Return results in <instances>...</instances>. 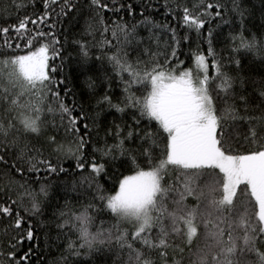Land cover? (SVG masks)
<instances>
[{
	"label": "snow or ice",
	"instance_id": "obj_1",
	"mask_svg": "<svg viewBox=\"0 0 264 264\" xmlns=\"http://www.w3.org/2000/svg\"><path fill=\"white\" fill-rule=\"evenodd\" d=\"M43 2L47 9L49 0ZM91 5L95 6L92 8L94 22L104 24L98 10L107 9L108 4L102 0H91ZM63 7L72 8L73 5L64 0ZM221 8L219 0L215 3L199 0L191 11L183 7L182 25L189 30L195 29L199 36L206 20L213 16L222 18ZM233 10L240 12L235 0ZM4 11L8 8L5 7ZM240 14L242 16V12ZM43 15L46 16L47 12ZM27 20L25 16L19 21L20 29L25 28ZM135 27L114 25L112 35L123 37L118 38L121 47H117L114 53L105 54L113 72L124 85V94L117 102H113V97L107 92L97 97L93 91L87 102L74 101L72 106L67 105L59 91L50 87L54 77L46 71V44L25 55H4L0 59V76L14 89L16 85L27 86L12 92L8 88L3 89L2 99L7 107L4 109L5 119L0 120V163L9 171L14 169L17 174L39 172L41 169L37 165L48 174H66L67 170L59 163L71 155L77 161L75 167L85 169L82 162L85 145L92 140L90 129H100L104 108L121 113L129 108L138 110L141 117L147 116L157 122V133L147 131L141 135L140 121L135 114L132 115L135 126H124L126 132L120 124H115L114 129L105 127L104 136H111L114 143L109 144L105 139L97 146L93 141L92 162L87 164L91 173L80 177L82 184L91 186L96 183L95 199L104 203L116 218V223L105 228V222L101 221L92 231L90 210L95 205L89 203L74 209L65 201L54 215L59 219L57 227L69 230L66 249L76 254L78 248L100 251L101 246H108L110 250L115 247L122 257L121 264H264V115H247L250 100L242 88L235 87L240 79L238 73L232 75L225 71L215 58L211 27L204 39L209 46L208 56L213 57V75L208 74L205 55L197 51L193 53V61L200 75L195 79L188 69L177 75L174 66L172 70L167 67V61L176 56L180 39L189 40L187 32L178 38L176 29L170 28L171 35L165 45L171 48V55L165 53L164 64H161L155 52L151 53L149 61L141 60L139 55L134 60L130 58V52H136L144 40L137 35ZM164 27L169 28L168 25ZM87 28H92V23H88ZM0 31L6 33L8 29ZM236 38L233 36L232 40ZM148 39L159 46L158 34L150 35ZM103 43L108 44L109 41ZM133 44L136 48L132 47ZM239 47L248 50L259 47L264 51V45H258L255 38L245 39L242 34ZM144 51L149 50L145 48ZM236 51L234 48L233 52ZM80 55L81 63L86 65L90 57L87 44L80 46ZM230 62L239 68L238 59L230 58ZM86 84L91 90L93 82L90 77ZM134 85H142L143 89L150 86V90L141 99L131 91ZM64 91L67 95L69 90ZM212 92L221 100L219 107ZM260 96L264 97V90L260 91ZM47 97H51L50 103H45ZM241 122H247L244 139L255 147L234 155L231 154V141L235 139ZM49 127L53 129L51 134L47 133ZM60 129H63V138H58ZM96 135L99 136V131ZM154 136L163 143L159 158L152 150V145L160 147L152 139ZM137 140L140 141L137 147H131V143ZM149 140L151 144L145 147ZM10 153L13 154L11 164L6 159ZM95 153H99L101 160L107 157L112 161L127 155L137 170L119 180L114 194L102 195L103 188L97 182V176L104 172L108 160L97 162ZM207 169L218 170L219 178H210L201 186L197 181ZM169 170H172L171 175H168ZM165 175H168L167 183L164 182ZM242 182L249 200L237 205V190ZM9 183L15 184V180ZM33 183L38 187L33 188L27 181L20 184L23 191L19 195L21 205L24 197L28 199L24 211L37 215L45 202L50 201L51 185L40 181ZM206 192L207 207L201 210V198ZM189 197L196 203L189 205ZM0 212L9 214L11 209L7 205L0 206ZM14 223L16 226L21 224L18 212ZM122 223L126 226L122 227ZM25 235L29 239L33 236L30 227ZM25 235H21L20 240H24ZM72 235L78 244L71 239ZM6 255L8 264H24L28 253L17 255L15 246L10 245ZM249 256H254V259H249Z\"/></svg>",
	"mask_w": 264,
	"mask_h": 264
},
{
	"label": "trees",
	"instance_id": "obj_2",
	"mask_svg": "<svg viewBox=\"0 0 264 264\" xmlns=\"http://www.w3.org/2000/svg\"><path fill=\"white\" fill-rule=\"evenodd\" d=\"M69 2L73 5L72 8H62L64 0H49V7L46 9L43 0H0V29H8L6 33L0 31V59L4 55H25L29 51H34L41 44H46L48 46L46 71L50 77H54L50 87L53 91H59L60 97L67 105L72 106L74 101L87 102L93 91L97 97L107 92L113 97V102H117L124 94V85L113 72L105 55L114 53L117 47H121L118 44V38L123 39V37L112 35L114 25H127L129 28L135 25L137 35L144 38L136 52H130L131 59L134 60L139 55L141 60L149 61L152 59L151 53L155 52L158 53L156 59L161 64H164L165 53L171 55V48L165 45V41L171 35L170 28L176 29L178 38H182L187 32L189 40L180 39L176 56L167 61V67L172 70L174 66L175 71L180 73L194 62L193 53L198 51L206 57L209 76L213 75L211 69L213 57L208 56L209 46L204 37L207 36L208 29L211 27L215 58L223 65L225 71L232 75L238 73L240 79L236 81L235 87L242 88L243 94L250 100L247 115L253 117L264 115V103H262L264 97L260 96V91L264 90V51L259 50V47L251 50L239 47L240 34L245 39L255 38L258 45H264V0H235L242 16L240 12L233 10L234 0H219L222 5L220 9L222 18L213 16L210 20H206L203 32L199 36L195 29L189 30L181 22L183 7H188L191 11L193 4L198 3L199 0H102L103 3L108 4L107 9L98 10L103 16L104 24L102 25L94 22L95 13L92 8L95 6L91 5V0H69ZM204 2L207 3L209 0H204ZM212 2L215 3V0ZM5 7L8 8L6 12L4 11ZM45 12H47L46 16L43 15ZM25 16L28 17L26 26L24 29H20L19 21ZM88 23H92V28H87ZM164 25H168L169 28H165ZM105 27H107V31H105ZM154 34L159 36V46L148 39L150 35ZM233 36L237 37L235 41L232 40ZM53 38L55 42H53ZM105 40L109 43L104 44ZM82 44H87L90 54L86 65L81 63L80 46ZM132 47L136 48V45L133 44ZM145 48L149 51L145 52ZM234 48L237 49L236 52H233ZM230 58L240 61L239 68L235 63L230 62ZM89 77L93 82L91 90L86 84ZM124 78L127 79V74L124 75ZM21 87L26 88L27 86L16 85L14 89L12 84L0 76V120L5 119L4 109L7 107L2 99L3 89L8 88L12 92ZM149 88L143 89L142 85H134L131 91L143 99L150 90ZM65 89L69 90L67 95H65ZM137 89H141V91ZM212 93L216 95L215 92ZM50 102L51 97H47L45 103ZM215 102L219 107L221 100L216 98ZM236 102L239 105V101ZM92 103H94V99ZM240 107L243 111V106ZM89 108L91 110V105ZM133 114L140 121L141 135L147 131L157 133V122L150 120L147 116L141 117L138 110L129 108L121 113L105 107L100 118V129H90L92 140L85 145L82 159L86 165L85 169H77L75 167L77 161L71 155L59 163L60 167L67 170L66 174H48L40 165H37L41 169L39 172L26 171L23 174H17L14 169L9 171L3 163H0V206L7 205L11 209L9 214L0 212V261L3 264H8L9 257L6 252L10 245L15 246L17 255L28 253L24 264H121L122 257L115 247L110 250L108 246H101L100 251H89L86 247L78 248L76 254L68 251L66 244L69 239L67 235L69 230L57 227L59 219L54 213L63 207L65 201H68L69 206L74 209L92 203L95 205L90 210V214L93 216L92 231L96 230L101 221L105 222L103 224L105 228L116 223V218L110 210L105 208L104 203L95 199L97 195L96 183L94 182L91 186L88 183L82 184L80 177L91 173L87 164L92 162L93 141L97 143V146L103 144L105 139L109 144L114 143L111 136H104L103 129L105 127L114 129L115 124H120L122 127L129 124L134 125ZM57 123H59L58 118ZM246 128L247 122H241L235 139L231 141L233 153L243 154L255 147L254 144H249L244 139L247 134ZM124 130L126 132L127 128L124 127ZM52 131L51 127L47 129L48 134H51ZM81 131H83L82 125ZM97 131H99V136L96 135ZM60 133L61 136L58 138H63V129H60ZM152 139L160 145V147L152 145L154 155L159 158L163 143L157 136ZM139 143L140 141L137 140L130 146L135 148ZM149 144H151V140L144 146L148 147ZM95 155L99 163L108 160L104 172L97 176V182L103 188L100 193L102 195L114 194L118 190L119 180L124 175H131L137 170L127 155L119 156L114 161L107 157L101 160L99 153H95ZM6 159L11 164L13 154L10 153ZM137 159L139 161L140 157L137 156ZM18 166L20 165L18 164ZM171 172L172 170H169L168 175H171ZM168 175L164 177L165 183L168 181ZM210 178H219L218 170L207 169L197 183L203 186ZM10 180H15V184L9 183ZM25 181L33 188L38 187L33 183L34 181L47 182L51 185L50 201L45 202L37 215L24 211V206L28 205L27 197L23 198V205H21L19 193L23 189L19 188V185ZM206 197L207 192L205 197L201 198V210L207 207ZM248 200L249 194L244 184L241 183L236 195L237 205L245 204ZM187 203L193 205L196 201L189 197ZM17 212L21 218L20 226H16L14 223ZM121 226L125 227L126 225L122 223ZM29 227L33 232L31 239L25 235ZM201 231H203L202 226ZM21 235H25L24 240H20ZM71 239L77 244L79 243L75 235H72ZM248 258L254 259V256Z\"/></svg>",
	"mask_w": 264,
	"mask_h": 264
},
{
	"label": "rangeland",
	"instance_id": "obj_3",
	"mask_svg": "<svg viewBox=\"0 0 264 264\" xmlns=\"http://www.w3.org/2000/svg\"><path fill=\"white\" fill-rule=\"evenodd\" d=\"M189 67V68H188ZM186 69H188V70H190V74H191V76L193 77V79H195L198 75H200V72H199V70L196 68V66H195V64H194V62L193 63H191V65L190 66H188ZM185 70V69H184ZM183 70V71H184ZM176 72V71H175ZM176 74L177 75H179V73L178 72H176ZM150 89V88H149ZM212 95H213V98H214V101H215V99H216V95L214 94V93H212ZM231 154H234V155H239L240 153H231ZM243 183V182H242Z\"/></svg>",
	"mask_w": 264,
	"mask_h": 264
}]
</instances>
